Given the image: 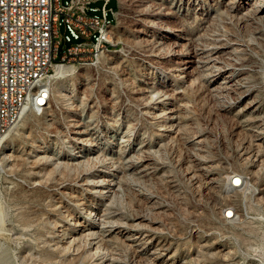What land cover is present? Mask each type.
Here are the masks:
<instances>
[{
    "label": "rangeland",
    "instance_id": "rangeland-1",
    "mask_svg": "<svg viewBox=\"0 0 264 264\" xmlns=\"http://www.w3.org/2000/svg\"><path fill=\"white\" fill-rule=\"evenodd\" d=\"M140 2L141 6L138 0H119L114 29L118 43L97 58L69 63L79 69L78 74L62 80L52 76L49 107L40 114L27 110L3 138L0 264H94L99 256L109 264H152L138 250L142 244L129 246L123 235H115L98 249L91 248L84 236L69 242L73 218L96 220L104 209L106 216L112 215L120 223L139 221L148 234L146 241L150 239L146 252L157 243H164L170 245L169 252L178 259L187 256L204 264H264V245L257 242L255 227L243 221L227 223L219 215L226 206L241 205L238 198L225 192L221 183L229 170L240 168L256 186L263 185L264 125L260 138L243 132L235 134L234 118L219 109L217 99L205 87L197 91L195 86L182 99L183 106H179L182 127L159 148L156 162L161 169L157 173L139 177L121 169L116 176L117 188L105 201L83 184L93 178L91 173L96 169L106 171L99 172L101 177L109 175L110 162L116 161L127 146L128 131L136 135L132 147L141 140L148 142L150 148L158 147L154 124L142 112L141 101L134 99L131 91L138 85V79L150 83L161 80L175 86L177 76L165 71L172 61L152 62L144 55L145 38L150 33L134 30L143 21L139 13L157 5L163 9L172 7L175 15L165 18V22L182 21L186 30L195 35L202 31V26L206 29V23L202 24L199 17L210 15L211 4L223 10L224 0ZM101 4L102 0H97L93 5ZM107 7L115 10L116 0H111ZM249 17L239 23L226 16L222 25L245 39L255 40L246 56V67L254 72L246 85L254 87V93H261L264 106V21L252 14ZM211 23L209 30L217 26L215 21ZM167 53V49L162 51V55ZM159 72H165L167 78L159 80ZM74 130L85 133L82 147L73 145ZM198 139H202L200 145ZM34 143L45 158L37 159ZM79 149L82 157L72 159ZM57 157L61 162H56ZM75 160L80 162L74 163ZM253 162L256 163L252 165ZM206 164L211 167L206 168ZM33 168L39 171L38 184L31 179ZM163 170H169L168 177ZM63 187H68L64 188L68 192H62ZM70 192L85 198L86 207L89 210L96 207V211L91 214L76 205ZM261 192V198L253 201V205L262 209L264 216V191ZM241 213L242 208L238 219H243ZM167 263L165 259L164 264Z\"/></svg>",
    "mask_w": 264,
    "mask_h": 264
},
{
    "label": "bare ground",
    "instance_id": "bare-ground-1",
    "mask_svg": "<svg viewBox=\"0 0 264 264\" xmlns=\"http://www.w3.org/2000/svg\"><path fill=\"white\" fill-rule=\"evenodd\" d=\"M116 2L119 8V0H116ZM138 3L141 6L140 0H138ZM210 6V15H201L199 17L202 24L206 23V29L205 26H202V31H197L194 33L195 35H193L192 31L186 30V26L182 21L175 24L165 22V18L175 15L172 7H164L163 9L157 5L152 10L149 9L150 11L146 10L139 13L143 21L134 30L136 32L146 31V33H150L145 38L144 55L152 62H159L165 59L172 61V65L168 66V69L165 71L168 75L176 73V85L168 86L164 84L165 81L160 80L161 78H167L165 72L157 74L160 81L155 83H150L144 79L137 80L138 85L133 87L131 93L134 99L141 101L142 112L151 118V122L156 129L155 134L159 139L157 143L158 147L155 149L150 148L149 143L144 140H141L135 147H132L131 141L136 138V135L134 132L129 133L128 131L125 139L128 141L127 146L116 161L110 162L111 170L107 171L109 175L101 177L102 175L99 172L103 171L104 168L96 169L91 173L94 175L93 178L91 176L90 179H86L83 183L85 187L89 188V192L99 196V200L105 201L116 190L118 185V178L116 179V176L117 172L121 169L139 177L153 175L161 169V166H157L156 155L163 141L169 139L173 132L177 133L182 127L179 106H183V103H181L182 99L190 91H194L192 88L195 86L197 91L205 87V90L217 99L219 109L225 110L227 115L234 118L235 134L239 135L243 132L244 134H251L256 138L261 137L263 131L260 128L262 124L264 125V106L261 103V93L259 91L254 93L255 88L251 85H246V80L254 72L253 69L246 67L247 63L245 61L246 56L251 53L250 44L254 43L253 41L255 40H251L250 38L245 39L238 33L225 29L222 23L227 20L226 16H230L239 23L246 22L250 18V14L255 19L264 21V0H224L223 10L221 11L213 7L212 4ZM223 13H226L224 14L225 16ZM212 21H215L217 26L213 30H209L208 24ZM117 23H112V18H103V25H111L110 37H115L114 29ZM114 45L110 44V48ZM166 49L168 53L162 55V51ZM173 57L177 59L174 60ZM108 59L111 60V57H108ZM78 73L79 69L75 66L54 65L53 76L55 78L62 80L67 76ZM220 75L222 77L218 79ZM34 91H41V84H34ZM242 101L244 103L240 105ZM49 103L50 97H44L42 102H36V113L45 112L49 107ZM27 110H29V107L24 106L20 116H24ZM8 134L9 131L3 138L7 137ZM84 135L83 131L74 130L71 137L73 145L82 147L83 142L86 140V138H83ZM3 138L0 140V147L3 144ZM201 141L202 139H198L196 142L200 145ZM32 147L37 149L35 154L38 156L37 159L46 157L45 154H42V151H39L38 144L34 143ZM77 152L78 154H74L72 159L82 157L80 154L81 149ZM1 153H3L2 150L0 151ZM254 161L257 160L254 159ZM56 162H61V159L57 157ZM78 162L80 160L74 161V163ZM255 163L253 162L252 165ZM207 167H211V164H206ZM167 171L169 170H163L162 172L167 176ZM31 175L34 184H38L39 180H37V177L39 176V171L33 168ZM232 177L233 170H229L221 178V183L228 195L238 198L239 202H241L243 201V190L241 185L235 182V178ZM242 181L245 187L252 188L253 201L261 198V191H264V177L263 185L258 187L251 181L249 174L242 171ZM64 188L68 187H63L62 192H68ZM71 193L72 200H74L76 205L88 209L85 198L78 196L74 192H70L69 195ZM239 204H236L237 207L233 205L229 206L236 210V219H238L241 208V214H244L245 211V202H241V205ZM227 207H224L221 213H224ZM94 208L96 207L91 208V210L88 209V212L92 214L93 211H96ZM104 211L100 212L96 220L86 222L78 217L73 218V222L71 221L72 228L69 233L71 240L69 242L74 241L77 236H84L89 239L91 248L98 249L105 247L115 235H123L129 246L137 247L142 244V248L140 249L139 247L138 250L146 254L150 261H152V264H164L165 259H168L167 264H204L203 262L194 261L192 257L175 258L173 252H169L170 245L166 246L164 243H157L155 248L146 252V246L150 239L146 241L148 234L139 225V221L133 219L131 223H120L117 219H113L112 215L106 216L108 214ZM1 214L2 212L0 211V217ZM0 261H3V259L0 258ZM94 264L109 263L99 256L96 258Z\"/></svg>",
    "mask_w": 264,
    "mask_h": 264
},
{
    "label": "built area",
    "instance_id": "built-area-1",
    "mask_svg": "<svg viewBox=\"0 0 264 264\" xmlns=\"http://www.w3.org/2000/svg\"><path fill=\"white\" fill-rule=\"evenodd\" d=\"M110 1L102 0L97 7V0H0V140L24 106L36 112V102L51 96L54 65L97 58L118 43L117 37H110L111 25H103V18L118 22V5L113 10L107 7ZM34 84H41V91H34ZM232 170L243 190L244 216L236 219V210L227 207L220 218L251 223L257 242L264 245L262 209L253 205L242 169Z\"/></svg>",
    "mask_w": 264,
    "mask_h": 264
}]
</instances>
